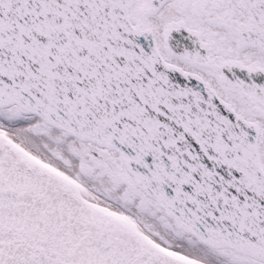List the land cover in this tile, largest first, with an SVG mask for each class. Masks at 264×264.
Wrapping results in <instances>:
<instances>
[{
  "label": "snow or ice",
  "instance_id": "6c2138e0",
  "mask_svg": "<svg viewBox=\"0 0 264 264\" xmlns=\"http://www.w3.org/2000/svg\"><path fill=\"white\" fill-rule=\"evenodd\" d=\"M0 264H264V0H0Z\"/></svg>",
  "mask_w": 264,
  "mask_h": 264
}]
</instances>
